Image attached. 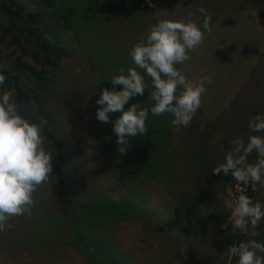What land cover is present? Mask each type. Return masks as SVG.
<instances>
[{"label": "trees", "instance_id": "1", "mask_svg": "<svg viewBox=\"0 0 264 264\" xmlns=\"http://www.w3.org/2000/svg\"><path fill=\"white\" fill-rule=\"evenodd\" d=\"M120 1L123 0H118ZM44 3L45 5H40L35 2L27 8L20 0H0V65H7L4 72L6 81L0 86V91L9 90L13 93L25 109L23 114L42 126L47 141L53 142L52 147L56 150L49 186L52 204L61 211L59 216L54 213L50 229L61 226L68 237L69 246L83 255L85 264H138L130 262L126 254L116 249L107 239V234L111 229L109 224L130 221L134 214H139L144 221L145 240L162 246L155 250L157 252L152 257L146 259V264H209L205 255L211 252L221 259L210 264H233L235 255L230 253L231 245L222 252L214 250L220 242L217 235L221 233L226 237L225 231L228 232V228L225 230L219 227L217 233L212 235L209 231L206 232L207 241L200 243L201 247L196 246L197 241L204 236L201 233L204 226H201L203 222L200 218L203 210L213 205L210 200L215 190L226 187L211 183L214 177L212 168L224 155L219 149L214 150L206 141H201L202 138L196 142L193 139L186 146L190 142L182 140L174 129L170 113L153 116L149 112L146 120L148 133L131 138L129 145H122L121 147L127 148L125 154L119 152L120 145L117 144V136L113 131L114 122L122 113H109V122H100L98 148L109 161L112 175L119 176L120 180L123 176H129L131 186L125 187L127 195L116 199L111 194L95 197L87 202L76 199L68 180V166L65 164L69 155L64 150L66 146L60 139L58 127L63 122L72 126L81 125L85 97L75 90L64 94L57 90L60 66L69 57V52L61 45V39L75 21L76 13L75 8L67 3ZM150 91L151 87L145 89L143 96L132 97L125 105V110L135 103L150 108ZM191 124L195 129L198 128L197 122L192 121ZM247 131L248 136L258 134L249 128ZM247 139L248 137L243 138L245 142ZM230 149L223 143L224 153ZM172 151L174 160L170 162L168 155ZM258 158V153L253 152L248 156V161L254 162ZM223 177L227 178L229 175ZM150 181L162 187L163 208L167 210L168 222L158 220L160 211L152 213L147 210L148 196L141 191V187ZM175 183L180 188L174 187ZM259 185L253 191L254 198ZM220 208L214 205L213 210L219 211ZM192 215L196 216L194 221L198 225L200 223V227L190 223L180 227L179 219L189 220ZM19 217L21 226L16 231L18 242L23 246L29 243L34 246L36 240L42 241L41 238L36 239L33 232L30 234L27 231L24 215ZM163 227L167 229L166 233L161 232ZM44 238L49 239L48 236ZM181 246L187 247L185 257L188 260L185 263L174 259L176 249L180 250Z\"/></svg>", "mask_w": 264, "mask_h": 264}, {"label": "rangeland", "instance_id": "2", "mask_svg": "<svg viewBox=\"0 0 264 264\" xmlns=\"http://www.w3.org/2000/svg\"><path fill=\"white\" fill-rule=\"evenodd\" d=\"M47 1L67 3L75 8L76 13L75 21L61 39V45L69 52V57L60 66L57 90L62 94L75 90L85 97L81 110V125L72 126L62 121L64 124L58 127L60 139L64 147L66 146L64 150L69 155L68 159L65 158L69 170L68 180L77 200L87 202L107 194H111L115 199L127 195L125 187L131 186L129 176H123L121 180L119 176H113L109 161L98 148L100 121L96 118V112L101 106L96 104V100L100 97L98 93L104 88L113 90L110 79L119 74L120 68L127 72L129 67H135L131 66L134 63L129 55L130 49L142 37H146L150 25L161 19H192L199 24L203 17L197 9L204 7L210 11V25L222 18L228 19L229 22H247L255 27L258 33L256 48L262 52H250L248 61L251 68L246 77L242 72L243 86L236 96L244 100L242 103H246L239 104L241 111L259 114L264 110V0H152V6H149V0H20L27 8L35 2L45 5L44 2ZM182 73L188 75L186 71ZM150 79L147 77V80ZM114 90L121 91L123 86L116 85ZM230 112L237 113L232 109ZM183 139L185 141V137ZM173 158L172 151L168 159L173 162ZM176 186L180 188V185L175 183L174 187ZM50 188L49 183H45L37 189L32 215H24L27 231L30 234L33 232L34 237L41 238L42 241L36 240L34 246L32 243L21 245L16 234L20 229L21 219L19 216L12 218L8 222L12 226L0 231V264H85L83 255L69 246L68 237L61 226L55 229L49 227L54 222V213L59 216L61 211L52 204ZM141 191L148 196L147 210L152 213L160 211L158 220L168 222L167 210L163 208L162 187L150 181L141 187ZM252 198L264 203V186L259 185L255 198L254 195ZM230 212L229 209L227 224L231 230L230 237L225 239L218 234L220 242L217 241L219 243L218 248H214L215 251L222 252L228 245L233 246L248 239L264 243V222L256 229L259 235L249 237L242 233L246 221L244 226L237 230L229 222ZM194 218L179 219L180 227L187 223L194 225ZM143 225L141 216L134 214L130 221L109 224L111 229L107 234V239L116 249L126 254L130 262L138 264H146V259L162 247L161 244L145 240ZM248 227L250 228V225ZM161 232L166 233L167 229L163 227ZM202 232L204 234V231ZM44 236L49 239L45 240ZM206 241L207 236L204 235L197 241L196 246L201 247L200 243ZM42 243L45 245H41ZM186 248L181 246L180 250L176 249L175 257L173 255L175 261L185 263L188 260L185 257ZM205 259L210 264L221 257H215V253L211 252L208 255L206 253ZM234 260L233 264H238L237 256Z\"/></svg>", "mask_w": 264, "mask_h": 264}, {"label": "clouds", "instance_id": "3", "mask_svg": "<svg viewBox=\"0 0 264 264\" xmlns=\"http://www.w3.org/2000/svg\"><path fill=\"white\" fill-rule=\"evenodd\" d=\"M149 6H152L151 0ZM197 11L203 17L199 24L192 19L166 18L150 25L146 37L130 49L135 67H129L127 72L120 68L119 74L110 79L113 90L104 88L96 100L101 106L96 112L98 121L108 123L109 113H122L113 127L121 154L127 151L122 145H129L131 138L148 133L149 112L153 116L170 113L171 124L179 131L190 125L201 107L206 84L210 85L212 78L189 79L176 67L189 61V53L203 44L206 33L211 32L210 11L204 7ZM6 68L7 65H0V86L5 84ZM146 77L151 78L150 81ZM116 85H122L123 90H114ZM149 87L152 89L148 98L152 102L150 108L135 103L125 110L132 97L143 96ZM24 112L11 91H0V231L12 226L8 223L12 218L32 215L34 194L53 176L52 161L56 151L53 142L47 141L42 126ZM248 127L258 134L250 135L247 142L233 139L224 162L213 167L212 174L219 175L222 171L228 176L231 173L238 185L250 184L255 191L257 184L264 186V113L252 117ZM253 152L260 158L249 162L248 156ZM227 194L230 198L225 199L223 205L231 210L229 222L233 225L235 219V226L240 227L241 222L246 221L242 233L253 238L258 236L256 229L264 222V203L254 201L243 192L232 199L231 188L227 189ZM221 227L227 230L228 224ZM230 253L238 257V264H264V243L256 239L231 246Z\"/></svg>", "mask_w": 264, "mask_h": 264}, {"label": "crops", "instance_id": "4", "mask_svg": "<svg viewBox=\"0 0 264 264\" xmlns=\"http://www.w3.org/2000/svg\"><path fill=\"white\" fill-rule=\"evenodd\" d=\"M210 26L211 32L206 33L203 44L189 53L191 59L177 65V68L182 72L186 71L188 74L186 77L189 79H197L202 76L212 78V83L206 84L207 91L202 97L201 107L192 119L194 123L197 122L198 128L195 129L194 125L190 123L189 126L181 127L177 132L180 133V137H185L186 142L193 141V139L196 142L202 138L201 141L204 143L206 141L214 150L219 149L224 156L217 162L215 165L217 166L224 162L226 152L222 151L223 143L231 147L233 139L249 137L247 122L256 115V112L241 111L239 104L246 103H242L244 100L239 99L236 95L243 86L242 72L246 77L251 68L248 61L250 52H262V50L256 48L258 47L256 28L247 22L239 23L235 20L229 22L228 19L219 18ZM231 109L237 113L230 112ZM190 144L191 142L186 146ZM223 176L225 175L220 173L214 175L213 181L210 180L215 185L223 184L226 187L222 186L219 190H215V194L211 196L210 200L213 205L210 204L211 206L203 210L201 214L203 225L199 224L204 226L203 235H206L208 231L211 235L216 234L218 228L227 223L229 209L224 207L223 201L228 199L227 189L231 187L234 180L231 174L227 178ZM214 205L221 207L219 211L213 210ZM194 225H198V222L194 221ZM229 232L231 230L228 228V232L225 231L227 238L230 237ZM226 237L225 239H227Z\"/></svg>", "mask_w": 264, "mask_h": 264}, {"label": "built area", "instance_id": "5", "mask_svg": "<svg viewBox=\"0 0 264 264\" xmlns=\"http://www.w3.org/2000/svg\"><path fill=\"white\" fill-rule=\"evenodd\" d=\"M241 192H243L244 194L252 197L253 196V190L250 184L248 185H244V184H237V182H234V185L232 187V199H234L235 197H237ZM230 198V197H229ZM230 217H231V212H230ZM245 222H241L240 227H236L235 226V219L233 220V226L239 230L240 228H242L244 226Z\"/></svg>", "mask_w": 264, "mask_h": 264}]
</instances>
